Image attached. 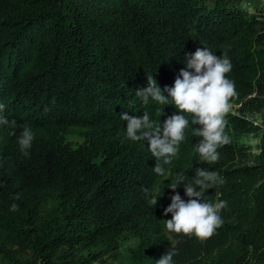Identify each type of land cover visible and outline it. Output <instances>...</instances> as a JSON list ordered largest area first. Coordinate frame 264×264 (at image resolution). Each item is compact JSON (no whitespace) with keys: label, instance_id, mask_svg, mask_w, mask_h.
Masks as SVG:
<instances>
[{"label":"trees","instance_id":"trees-1","mask_svg":"<svg viewBox=\"0 0 264 264\" xmlns=\"http://www.w3.org/2000/svg\"><path fill=\"white\" fill-rule=\"evenodd\" d=\"M201 41L232 63L230 139L217 161H203L194 146L200 125L189 116L162 177L147 138H124L120 113L147 112L157 123L178 113L174 104H144L134 90L152 74L173 85ZM0 103L10 120L0 127V264L105 262L125 237L137 239L130 264H156L171 249L175 264H264V129L246 115L264 110V17L240 0H0ZM11 121L34 132L27 155ZM257 132L256 150L244 138ZM199 167L223 180L206 199L227 202L223 223L203 240L169 232L164 213L175 191L188 199L183 183L168 187ZM155 187L164 195L154 206Z\"/></svg>","mask_w":264,"mask_h":264},{"label":"clouds","instance_id":"clouds-1","mask_svg":"<svg viewBox=\"0 0 264 264\" xmlns=\"http://www.w3.org/2000/svg\"><path fill=\"white\" fill-rule=\"evenodd\" d=\"M195 39V38H193ZM206 45L203 41H201ZM186 67L179 70V74L171 86L161 87L154 75H147L148 85L134 90V95L144 104L149 101L156 105L174 104L180 111L169 116L162 123L155 122L145 112L143 116L129 115L128 112L120 113V119L127 122L124 138L139 141L147 138L148 149L156 158L153 171L162 176L168 175L164 165L171 164L179 157L180 145L186 139V129L191 124L197 125L195 135L202 139L194 144L196 152L203 161L215 162L220 157L218 151L229 142L225 134V115L230 111V98L236 95L235 83L226 73L232 70V63L227 56H218L207 45L189 52L184 58ZM164 108V107H163ZM159 109L160 115L163 111ZM10 123L5 113V105L0 103V127ZM13 127H20L18 145L25 155L32 147L34 132L27 125H18L11 121ZM186 181V182H185ZM183 183L185 196L182 198L179 191L171 196V203L164 209L165 216L171 213V218L165 219V228L169 232L195 235L201 240L211 237L214 231L223 223L221 210L226 207V201L211 202L206 199L209 188L223 183L215 169L196 168L195 176L189 180L183 176L178 183H173L168 188L177 189ZM159 187L152 189L148 201L157 205L161 196ZM18 198V197H17ZM18 205L13 203L11 210L15 211ZM175 249L167 250L156 264H175Z\"/></svg>","mask_w":264,"mask_h":264},{"label":"rangeland","instance_id":"rangeland-1","mask_svg":"<svg viewBox=\"0 0 264 264\" xmlns=\"http://www.w3.org/2000/svg\"><path fill=\"white\" fill-rule=\"evenodd\" d=\"M240 5L243 7V9L248 10L250 12H254L256 14L262 15L264 17V0H240ZM231 110L236 111L235 104H231ZM247 117L253 121L255 124H258L264 129V110L262 111H248L246 112ZM69 140H72L74 142H78L80 138L77 135L71 134L69 135ZM261 139V133H251L250 135L246 136L244 140L251 144L254 148L257 147L256 145L259 144ZM258 203L262 210H264V196L260 197L258 199ZM137 239L125 237L124 240H122L120 247L118 249V256L115 257H109L106 256L105 262L101 261H94L92 264H130L129 262V248L136 246ZM85 254V253H83ZM86 256V255H85ZM29 256H25L23 261H25ZM18 263V262H17ZM3 264H15L13 261H5ZM61 264H82L81 261L76 259H70L67 261H64Z\"/></svg>","mask_w":264,"mask_h":264}]
</instances>
